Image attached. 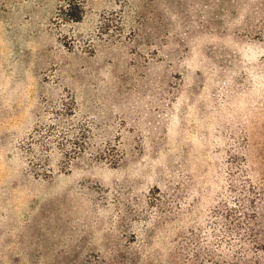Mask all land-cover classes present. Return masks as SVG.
<instances>
[{
  "label": "rangeland",
  "instance_id": "1",
  "mask_svg": "<svg viewBox=\"0 0 264 264\" xmlns=\"http://www.w3.org/2000/svg\"><path fill=\"white\" fill-rule=\"evenodd\" d=\"M0 264H264V0H0Z\"/></svg>",
  "mask_w": 264,
  "mask_h": 264
},
{
  "label": "trees",
  "instance_id": "2",
  "mask_svg": "<svg viewBox=\"0 0 264 264\" xmlns=\"http://www.w3.org/2000/svg\"><path fill=\"white\" fill-rule=\"evenodd\" d=\"M81 5H82L81 2H79V4L77 5V8H79V9L81 8V9H82ZM71 6H72V5H71ZM79 6H80V7H79ZM79 17H80V15H79V16H75L74 19H79Z\"/></svg>",
  "mask_w": 264,
  "mask_h": 264
}]
</instances>
